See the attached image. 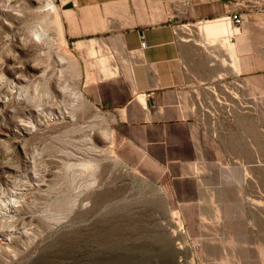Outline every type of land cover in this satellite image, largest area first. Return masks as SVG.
Wrapping results in <instances>:
<instances>
[{"label": "crops", "instance_id": "0c3cea01", "mask_svg": "<svg viewBox=\"0 0 264 264\" xmlns=\"http://www.w3.org/2000/svg\"><path fill=\"white\" fill-rule=\"evenodd\" d=\"M251 1L259 0H59V6L64 36L77 53L93 44L113 54L119 72L103 77L91 97L108 98L105 90L128 83L123 99L111 102L123 146L153 177L171 175L180 210L199 212L188 235L211 244L215 258L231 243L234 257L264 264V14ZM234 12L244 22L231 25L230 34L207 38L199 31L203 20ZM222 94L218 120L202 117L200 103Z\"/></svg>", "mask_w": 264, "mask_h": 264}, {"label": "rangeland", "instance_id": "374dc122", "mask_svg": "<svg viewBox=\"0 0 264 264\" xmlns=\"http://www.w3.org/2000/svg\"><path fill=\"white\" fill-rule=\"evenodd\" d=\"M53 1L63 26L59 0ZM22 3L24 15L15 19L11 27L0 20V56L11 53L14 57L5 62V75L10 78L18 69L28 74L29 64L46 56V46L24 45L28 30L46 20L49 34L61 49L75 57L77 67L57 64L58 56L52 52V58L47 59L52 65L50 74L59 81L44 78L35 88L36 82L33 84L29 77L31 84L29 80L25 83L30 85L29 98L37 95L40 98L35 96L36 100H46L49 90L56 101L63 102L62 108L71 107V93L78 89L87 100L74 108L73 118L61 119L59 123L46 117L50 110L56 113L53 106L45 103L44 113L38 114L35 107L39 102L33 98L37 104L32 103V98L31 102L24 96L21 102L11 98V111L0 114V128L6 130L12 131L21 116L36 125L31 133L22 135V141L11 140L5 149L0 146V185L11 187L12 180L16 181L19 175L24 182L28 170L39 171L45 178L41 186L25 190L21 205L7 211L8 217L0 216V230L16 229L12 239L0 244V264H245V259L230 252L231 243L224 244L222 258H215L207 251L211 244L199 241L194 232L190 231L189 236V225L197 221L199 212L180 210L177 202L181 195L174 192L171 175L164 171L153 177L140 164L133 148L123 146L111 102L123 99L128 83L118 84L111 92L105 90L108 98L91 97L92 89L97 91L100 80L109 75L108 65L110 70L119 72L112 53L106 52L107 47L95 49L92 44L90 49L77 53L64 31L63 38L59 35L54 13L41 18L31 0ZM7 33L12 38L9 41L5 39ZM19 38H23L22 43ZM39 51H45L44 55H36ZM44 57L41 59L46 64ZM12 64L14 68L8 69ZM97 127L112 131V138L104 141L93 132ZM109 149L114 156L107 152ZM144 158L157 164L153 156L145 154ZM32 160H36L37 169ZM7 170L13 174L8 176ZM222 214L218 212L219 217Z\"/></svg>", "mask_w": 264, "mask_h": 264}, {"label": "bare ground", "instance_id": "6f19581e", "mask_svg": "<svg viewBox=\"0 0 264 264\" xmlns=\"http://www.w3.org/2000/svg\"><path fill=\"white\" fill-rule=\"evenodd\" d=\"M22 1H24V0H0V20L3 19L5 24L8 25L9 27H11L13 25V21L15 19L19 18L20 16L22 17V15H24V11H23L24 6L22 5L24 3H22ZM31 2L33 3V5L35 7L36 15L37 14H38V16L41 15V18L46 13L48 15L49 12L55 14L54 24L58 27L59 35L61 36V38H63V33H62L63 32V29H62L63 26H62L61 20H60L59 8L54 3V1L53 0H31ZM45 18H46V16H45ZM41 21H43V20H41ZM41 21H40V24L36 25L33 28L31 27L30 31L28 30V32H29V34L27 36L28 38H24V45H26V43H28V44L31 43L36 47L46 46L47 50H45V51H47V52H45V51L40 52L41 49L39 48L40 51L36 55L40 56L39 54L42 55L45 52L46 56L43 54L45 57L44 56H41V57H44V59L46 58V60L47 59L50 60L52 58L51 57L52 52H55V54L58 56L57 64L63 65L64 63H70V65L72 67H74V69H75L77 67V64H76L77 61H76L75 57L69 51H66V50H63L60 48L59 42L54 40L53 39L54 37H51V35L49 34L50 33L48 31L49 26H48V24H46V20L43 22L45 23V25H47V27L43 24V22L41 23ZM230 28H231L230 22H228L227 20H225L224 18H221V17H220V19H216V20L215 19L214 20H211V19L210 20H208V19L203 20L198 25L199 31L204 35V37H207V38H211V37L215 38L216 36L228 35V33L229 34L231 33ZM16 34H17V32H16ZM12 36H15V34H13ZM5 39H7L9 41L10 39H12L11 35L7 33L5 35ZM22 39L23 38H19V42L22 43ZM38 56H36V57H38ZM41 57L40 58L38 57L39 58V59L37 58L38 60H36L34 58L35 60L33 59L34 61H32V63H30L31 61L29 62L30 64H29V73L28 74H26L25 71L23 72L21 69H18V72L16 74H13L9 78L5 75L3 68L5 65V62H7L8 59H12L14 57L11 53L6 54L4 58H2L0 56V114L1 113L2 114L7 113V112L11 111V109L9 107L12 105V103H10L11 105H9V102L12 99H13V101L16 99L17 102L18 101L21 102V99L23 98V96H24V99H26L28 101L31 98L33 99L35 96H37V95H33L32 97L30 96L31 98H29V95L31 93L29 92L28 87L30 85L25 84L29 80L28 79L29 77H32L33 84H34V82H36L35 88L37 87V83L39 81H43L41 79H44V78H46V79L48 78L49 81L50 80L59 81L56 77H54L53 74H50V70L52 69L51 63L47 60L48 62L46 64H44V62H42ZM107 61H110V60H107ZM104 67H106V64ZM107 67L109 68V72H110L109 75H112L116 72V70H114V69L110 70L111 67H109V65ZM107 67H106V69H107ZM7 68L8 69L14 68V64H12V66L8 65ZM107 73L108 72H106V74ZM28 75H30V76H28ZM31 80H29V82ZM31 82H30V84H31ZM23 90H24V95H22ZM71 95L73 97L71 107H68L67 105H65L64 108H62L63 102L62 101H56V99H54L52 93L49 90L47 91V99L46 100L41 98L38 101V99L36 100V98L37 97L40 98V96H37L34 99L36 100V102L37 101L39 102L38 104L35 102L34 99H33L34 101L33 100H30V101L31 102L33 101L32 103L35 102V104H37L35 107V111L37 113L39 111H40V113L41 112L44 113V111H45L44 110V104L45 103L46 104L49 103L51 105V107L53 106L56 109V113H54L52 110H50L46 117H48L51 121L55 120L54 123H56V122L59 123L61 119L65 120L66 118H73L74 117V114H73L74 108H76L77 106H79L82 103H85L87 100V98L85 99L82 92L78 89H74L72 91ZM33 106H35V105L32 104V107ZM22 117H24V116H21V118H19L17 120V124L15 125V127L12 131H10V129L6 130L4 128H0V146L3 145L4 147L3 146H1V147H3L4 149H5V146H6V148H8V146H7L8 144L11 145L9 143L11 140L12 141L13 140L22 141L23 140L22 139L23 134L24 135L29 134L34 130L36 125H34L33 121L31 119L22 118ZM94 130L96 131L95 133H97L102 139H104V141H108L112 138V131H109L107 128L97 127L95 129H93V132H94ZM25 142L26 141H25V136H24V142H23L24 146L26 145ZM20 144H21V142H20ZM24 148H26V147H24ZM107 152L110 153L111 156H114V152H112V149L107 150ZM68 155L69 154H67V156ZM70 155H72V154H70ZM30 159H31V157H30ZM32 159L34 160V156ZM35 161H33V167H35L37 169V167H36L37 164H35L36 163ZM30 164H31V162H30ZM34 164H35V166H34ZM67 164H70V163L67 162ZM87 166H91V165H87ZM33 167H32V169H33ZM35 168H34V170H36ZM28 171H26L25 175L23 176L26 179L24 182L22 179H19V178H21V176L19 175V177L16 181L12 180L11 187H7V186L5 187V186L0 185V216L2 218L6 215L7 211L11 210L12 208L15 209L21 205L20 203L22 201V198L24 197L23 196L24 192H26L25 190L32 188V186H34V185H40V182L45 179V178L43 179L42 175L38 173L39 171H35V172H28ZM6 172H7L8 176L11 173L13 174L12 170H9V171L7 170ZM5 177H6V182L9 181L8 177L7 176H5ZM15 178H17V177H15ZM10 181H11V179H10ZM7 185H8V183H7ZM6 217H8V216H5V218ZM14 233H16V229L14 230V228L7 230V232L4 230H0V244L6 240L9 241L10 239H12V236ZM21 233H22V231H21Z\"/></svg>", "mask_w": 264, "mask_h": 264}, {"label": "built area", "instance_id": "2783aa9c", "mask_svg": "<svg viewBox=\"0 0 264 264\" xmlns=\"http://www.w3.org/2000/svg\"><path fill=\"white\" fill-rule=\"evenodd\" d=\"M253 3V8H255V11L257 12H262L264 14V0H259V1H251ZM225 20L230 22L231 25L234 26H240L243 22V16L241 13H230L225 16H223ZM186 29H189L192 24L191 23H183L182 24ZM264 26V22H263ZM147 44L146 41L142 40L141 41V48H146ZM113 56V54H112ZM150 93H143L144 96L149 95ZM225 105V96L222 94L220 96L217 95L214 101H209L208 105L205 106L204 104L200 103V106L202 108V114L201 116H205L206 114H209L212 120H218L219 116L222 115L224 109L223 106Z\"/></svg>", "mask_w": 264, "mask_h": 264}]
</instances>
